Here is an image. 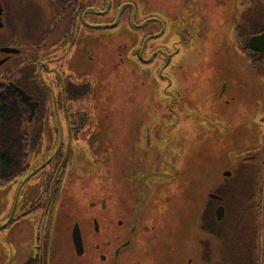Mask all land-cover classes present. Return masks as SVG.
Segmentation results:
<instances>
[{
    "label": "flooded vegetation",
    "instance_id": "af4514ba",
    "mask_svg": "<svg viewBox=\"0 0 264 264\" xmlns=\"http://www.w3.org/2000/svg\"><path fill=\"white\" fill-rule=\"evenodd\" d=\"M37 1L41 4L45 25L39 28L33 42L26 45L16 39L22 32L12 24L11 7L0 0V76L8 85L13 84L24 91L29 101L34 103L31 120L36 119L30 128L36 155L29 171L12 184L8 204L3 211L5 217L0 223L3 235L13 225L20 224V237L31 242L28 246L30 254L22 264L28 260L36 264H48L58 236L54 223L56 218L53 219L58 199L65 192H70L71 184L79 182L85 188L84 179L89 175L100 179L90 186L93 196L87 204L90 212L78 215V220H73L67 231L76 264H128L129 261L122 257L124 253L135 254L146 248L140 243L137 248L135 238L131 248H123L121 240L127 227H123L120 221L117 199L120 178L125 175L124 178L130 181V190H133L129 194L133 197L130 198L133 203L131 206L135 207L139 198L147 194L149 184L158 182L160 176H151L163 170L160 167L162 163L156 157L158 153L156 155L151 151L154 141L150 137V128L146 127L137 133L141 135L138 142H131V145L136 143L137 147L128 150L126 173H121L120 157H115L112 159L116 166L115 173L112 178L109 177L112 183H105L102 173L108 161L104 157L105 145H111L117 154L118 149L129 147L121 144L117 137L113 141L109 140L110 135H120L117 131L107 130L109 100L106 97L111 100L132 99L135 79L139 76L145 85L150 86L154 95L159 94L164 98L173 92L174 80L179 77L181 68L172 65L174 58L194 52L196 46L211 49L213 46L209 41L220 38H230L229 48L235 54L234 64L241 65L246 74L252 73L249 78L260 91V94L253 95L256 98L252 101L257 100L256 106L260 104L259 111L255 110L254 113H258L256 120L261 131L256 133L247 151L230 160L242 175L248 172L251 175L245 190L241 191L240 204L234 205L232 217L230 215L231 219L235 218V222L231 221L230 228L224 227L221 221L228 218L230 206L226 205L223 196L215 192L214 188L204 191L201 207L195 214L191 238L193 249H189L188 255L194 256L195 261L201 259L211 263L215 259V240L228 233L229 246L235 253L231 252L229 256L241 258L243 264H264V0H146L144 6L140 0ZM102 35L110 36L104 39L108 42L103 49L111 45L104 51L108 53H104V56L109 55L108 60L111 62L108 64L113 65V70L107 71L99 80L92 71L85 72L81 65H88L89 49L95 46V37ZM116 65H125L126 69H118ZM211 70L212 65H203V75L198 81L210 84L214 81L216 87H213L212 96L221 97L217 85L221 81L224 91L229 80L227 69L225 78H221V75L217 77L215 71ZM121 77L126 79V86L124 93L120 95L119 90V96L115 98L114 90H118L116 86ZM238 93L230 90L226 101L229 103L235 97H240ZM100 99L105 116L102 124L98 121L94 125L96 113L99 112L96 106ZM160 102L165 108L160 110L161 116L178 117L185 112L180 107L172 109L170 103L166 105L165 98ZM224 106L226 108V104ZM26 107L30 112L29 107ZM227 112L231 118L224 115L225 120H219L220 130L223 127L227 130V123L228 128L239 124V116L235 115L238 111ZM246 115L245 127L250 126L248 112ZM153 145L155 147L157 143ZM244 147L246 145L235 151ZM221 176L233 177L229 170L222 171ZM105 195H112L115 201L118 217L111 223L109 218L102 216L107 208ZM149 210L145 207L143 213ZM85 211L82 209L81 212ZM74 223H78L82 239L83 253L80 256L75 255L71 244ZM82 225L83 230L80 227ZM140 225L143 227L139 242H142L153 226L148 222ZM183 225L178 223L176 228H172L174 235L176 230H182ZM136 227V224L130 227L133 234ZM105 234L109 236L108 239ZM1 246L7 248L5 239L0 244V264H4L5 251ZM158 246L163 249L174 247V240L168 239L154 248ZM163 249V255L156 257L166 256L167 251ZM182 256L184 253H179L180 259Z\"/></svg>",
    "mask_w": 264,
    "mask_h": 264
},
{
    "label": "rangeland",
    "instance_id": "374dc122",
    "mask_svg": "<svg viewBox=\"0 0 264 264\" xmlns=\"http://www.w3.org/2000/svg\"><path fill=\"white\" fill-rule=\"evenodd\" d=\"M4 1L11 7L12 24L22 32L19 33L18 38H16L17 41L26 45L31 44L39 28L45 25V16L42 12V8H40V2L37 0ZM144 1L146 0H140L143 6L145 4ZM95 38L97 43L95 42L94 48L91 47L89 49L88 65L81 66L85 72L92 71L96 79H99L100 77L102 78L105 73L111 72L113 70V65L108 64L111 62L108 60L109 55L107 57L104 56L106 49L111 47V45L109 44L106 46V49H103V46L108 42L104 39L110 38V36L107 37L102 35L101 37ZM229 39L220 38L217 41L210 40L209 42L212 43L213 46L211 49L196 46L193 49L194 52L188 53L187 55L183 54L180 58L175 57L172 65H177L178 69L181 68L178 71L179 77L174 80L175 87L173 92L167 94L164 98L166 100V105L170 103L172 109L180 107L185 110V114L178 118V123L177 119L170 115L166 117L163 116L164 118L162 117V121H160L161 118H159L157 125L162 127H157V130H154L150 121H145L143 123L146 127L150 128V135L153 134L157 136V134H160L164 137L161 129L165 128L167 122L170 124L175 120L177 124H174L176 125L175 128H179L182 131L179 139L180 143L178 145L180 152L179 158H181L179 161L181 162L179 165L180 170L177 171L178 173L172 178V181L167 184L166 191L168 195H172L177 191L173 202L169 204V216H178V221L184 225L182 230H176L175 235L170 232V237H164L167 238L165 240H174V247L170 246L168 249L164 247L163 249L161 246H158L154 248L157 244L150 242V247L147 250L138 251V254L133 256L130 264H243L241 258L228 255L231 252L234 253V249L232 248L231 250L229 246L231 242L228 240L230 238L228 233L215 240L213 244L215 259H212L211 263L203 262L201 259L195 261L194 256L188 255L190 250L193 249L191 238L194 234L195 214L196 210L201 207L200 202L202 201L201 199L204 191L214 188L215 192L223 196V200L227 203L226 205H228V207L230 206L228 210L229 216L221 221L222 225L226 228H230L232 226L231 221L233 220V223L235 222V218L231 219L230 215L232 217L234 205L240 204L242 199L241 195H243L241 191L245 190V184L251 179V175L249 172L246 173L245 176L242 175L243 173L241 174L239 168L235 167L230 160L247 151V149L251 147L252 141L256 138V133L261 131V128L257 126L256 118H258V113H254L255 110L259 111L260 104L256 106L257 100L252 101L253 98H256L253 97V95L257 93L260 94V91H257L255 82L249 78L252 73L249 72L246 74L247 72L243 71L241 65L234 64L235 54L233 50L231 51L229 48ZM225 46L228 48L226 49ZM107 54L108 53H105V55ZM203 65H207L208 67L212 65L211 72L215 71L216 76L219 77L221 75V78H225V71L227 69L226 73L229 80L227 81V86H224V91H222L224 84H221V81L217 85V87L219 86L218 93L222 94L221 97L216 96L215 98V96H212L214 92L213 87H216L214 81L211 84L209 82L198 81L199 78H202L201 74L203 75ZM116 66L121 70L126 69L125 65ZM133 76H135V74ZM122 78L123 77L120 78V83L117 82L119 84L116 86L118 90H114L115 98H118L119 90L120 95L124 93V88L126 86L124 81H126V79L124 80ZM0 79L3 80L2 76H0ZM143 82V79H140L139 76L136 77L135 83L138 86L136 94L138 96L134 100L131 110L143 120L146 119V116L151 120L155 115L152 113V105L155 104L159 109H165L160 102V100H164V98L160 97L159 94L154 95L150 86L145 85ZM230 90L232 93L239 92L238 94H241V96L235 97L234 100L228 103L226 100L228 99ZM94 91L96 92V88H94ZM106 98L109 100L108 97ZM220 100L223 102H219ZM242 100L244 102H242ZM97 104L96 109L99 112L96 113L97 116L94 125H96L98 121L102 124L105 116L102 109V100L97 102ZM225 104L226 108L224 106ZM234 109L238 111L235 115L239 116V124L234 128H228L229 124L227 123V130H225L224 127L220 130L218 128L220 125L219 120L224 121V115L231 118V115H229L227 111H235ZM247 112L249 114L248 120L250 126L245 127V116H247ZM34 120L36 119H32L28 125V132L32 140L33 136L30 128L34 125ZM221 125L224 126L223 124ZM131 126H135V124L133 123ZM131 129L132 128H130V130ZM133 130L138 131L139 129L133 128ZM165 131L169 135H173L172 131L166 130V128ZM120 143H124L129 147L123 150L122 154L124 155L116 154V157L127 159L129 154L128 150L131 147H137V144L134 143L131 145V142H128V138L126 137L122 138ZM245 145L246 147L243 149L235 151L238 147ZM156 147L160 149L161 146L159 145L158 147L156 145ZM176 149L177 147H175V150ZM109 154V151H104L105 156ZM35 155L36 151H33L32 147L29 154L30 164ZM224 170H229L232 176L236 173L238 174L236 177L224 178L221 176V172ZM12 183L14 184L15 182ZM12 187L13 185L0 188V223L4 220L5 215L3 211H5L4 208L8 204ZM85 189L87 190L88 187L84 188L79 182L75 183V185L71 184L69 186L70 192H65L58 199L56 204L57 209H55V216L53 218H56L54 223L58 236L54 241L52 256L48 260V264H76L77 259L71 252L67 231L72 221L75 219L78 220V215L89 214L90 212L86 206L90 197L86 194L87 192ZM64 195H68L66 198L67 201L61 199ZM160 202L161 200L158 203ZM152 207L149 211H151ZM82 209H86L87 211L81 212ZM114 212L115 204L110 202L108 209L102 216L109 218V220H114ZM140 217L143 223L152 220L151 217L145 213L141 214ZM154 220H156L155 217ZM238 220H240V218H238ZM19 226L20 224L16 226L13 225L5 235H3V231H0V244L1 241L5 239L7 246V248L1 246L5 251L4 256L6 257V263L4 264H22L23 260L30 254L29 247L31 242L29 239L26 240L20 237V231L18 232ZM148 238L150 240L155 239L153 236H148ZM179 240L182 241L179 242ZM17 246H19V248H17ZM162 249L163 251H167L165 252L166 256L164 258L156 257V255H163ZM181 252L184 253V256L180 259L179 253ZM188 260H191V262L188 263Z\"/></svg>",
    "mask_w": 264,
    "mask_h": 264
},
{
    "label": "water",
    "instance_id": "95a60500",
    "mask_svg": "<svg viewBox=\"0 0 264 264\" xmlns=\"http://www.w3.org/2000/svg\"><path fill=\"white\" fill-rule=\"evenodd\" d=\"M9 86L15 90L18 95L20 96V98L22 99V101L24 102V104L26 106L29 107L30 112L28 114V122L31 120L32 116H33V106L34 103L29 101V97L24 93L23 90H21L20 88L14 86L13 84H9ZM137 85H134L135 90L132 92V99L130 100H111L109 99V103H108V111H109V115L107 118V122H106V126L109 127V131H117L119 132L120 136H113L110 135L109 140L113 141L115 140V138H119V141L122 138H128V142H138V138L140 134H137L141 131H143L144 128H146V125H144L143 123L145 121H150V123H152V127H154V130H157V127H159L157 125L158 123V119L161 118L160 121L163 120V116L160 115V110L155 104L152 105L153 109H152V113H154L155 115L152 117V119L150 120L149 117L146 116V119L143 120L142 118L138 117L137 115H135L132 112V107H133V102L134 100L137 98ZM143 110V109H142ZM183 110V109H180ZM160 112V113H159ZM144 113V112H143ZM185 114V112H184ZM180 116L183 115H177L174 116L177 119V123L179 122L178 118H180ZM163 117V118H162ZM173 117V116H172ZM135 124V126H131V124ZM155 125H154V124ZM113 124V125H111ZM176 120L171 122L169 124V122L166 123L165 128L166 130H170L172 131L173 135H169L168 133H166L165 128H162L161 131L163 132V136H161L160 134L156 135H150V137L152 138V140L154 141L153 144L157 143V146L159 147V145L161 146L160 149H158L156 146L154 147V145L152 144L151 147V151L153 153H155L159 156H156L159 160L160 158V163H162L164 174L161 175V172H158V175H152L153 176H160L158 182L155 183H150L148 188H147V194L145 193V195H142L141 198H139V202L136 203L135 207L131 206L133 205L132 201L130 198L131 197L129 194L132 193L133 190H130L132 186L129 185L128 180H126L124 177L120 178V192L119 195L117 196L119 205H120V214H121V222L123 223V227H127V229L125 230L126 234L122 235V240L123 241V248L124 247H132L133 245V238H135L136 240V247L138 248L139 243L143 244V246H145L146 248H144L145 250H147L150 246L149 243L152 242L153 244H160L162 242H166L167 238L166 237H170L169 233L172 232L174 233V231H172V228H176L178 223H180V221H178V216H169V204L171 202H173L175 193L174 192L172 195H168L167 191H166V186L167 184H169L172 181V178L175 177V175H177L176 173H178L177 171L180 170V152L178 149V145H179V139L181 137L182 131L179 128H175L176 125ZM162 126H160L159 128H161ZM130 128H132L130 130ZM133 128L135 129H139L138 131L133 130ZM180 130V131H179ZM137 134V136L134 139V136ZM141 136V135H140ZM105 151H109L110 154L108 156H105L106 159L108 160L105 162V168L104 171L102 172L104 175V179H105V183L110 184L112 183V180L110 178H112L113 174L115 173V168L116 166H114L112 159L116 157V150L112 148L111 145H105ZM175 147H177V149L175 150ZM124 149H118V154H122ZM124 155V154H122ZM170 155V157H169ZM126 156V155H125ZM147 157V156H146ZM117 158V157H116ZM121 160L120 162V167H121V173L125 172L126 173V168H127V159L126 158H119ZM125 168V169H124ZM128 173H129V168H128ZM154 172H151L150 174H152ZM110 175V176H109ZM110 177V178H109ZM161 177H163V179H161ZM27 177H25L26 179ZM149 178V177H148ZM99 178L96 177H92V175H89L88 177H85V188L88 187V189L86 190V194L88 195V197H90L89 199H93V196L90 192V186L92 184H94L95 180H97ZM100 180V179H99ZM82 183V182H81ZM13 183L7 185L11 186ZM157 184V185H156ZM87 186V187H86ZM151 188V191L149 192L148 190ZM118 189V188H117ZM123 194V195H121ZM71 196V195H70ZM68 197V195H64L61 199L66 200V198ZM105 200H106V210L109 207V203L110 202H115L113 200V196L112 195H105ZM161 200L160 203H158ZM90 201V200H89ZM88 201V202H89ZM158 203V204H156ZM88 204V203H87ZM86 204V206H87ZM104 204V202L102 203V205ZM156 205V206H154ZM153 206V207H152ZM116 207V206H115ZM145 207H147L148 209L152 207L151 211H148V213H146L148 216L151 217V221H149L148 223H150L153 226V230L148 233L145 237V241L139 242L141 235V230L142 227L140 225V223H143L141 221V214H143V210L145 209ZM88 209V207H87ZM105 210V211H106ZM219 211V210H218ZM217 211L218 215H217V219L220 218L219 212ZM60 212V211H59ZM104 213V212H103ZM117 212H114L115 214V219L114 220H110V223L115 221L117 219ZM154 217L156 218V220H154ZM94 228L97 230V225L96 222H94ZM132 224H136V231L133 234V231H131L130 227L132 226ZM81 227V226H80ZM83 227V225H82ZM81 227V228H82ZM108 228H111L109 226H107ZM88 228V225L86 224V229ZM113 228V226H112ZM106 233V232H104ZM103 233V234H104ZM111 233V230H110ZM144 235H145V231H144ZM105 236H107V234H105ZM148 236H153L155 239L150 240L148 238ZM109 236L106 237V239H108ZM71 244L74 250V253L76 256H80L83 253V247H82V239H81V235H80V229H79V225L78 223H74L71 229ZM132 244V245H131ZM122 248V249H123ZM135 253V252H134ZM142 253V252H141ZM125 256H122L125 259H127V261H129L128 264L131 263L133 256H135V254L138 253H124ZM133 254L132 257H130V255Z\"/></svg>",
    "mask_w": 264,
    "mask_h": 264
},
{
    "label": "trees",
    "instance_id": "16d2710c",
    "mask_svg": "<svg viewBox=\"0 0 264 264\" xmlns=\"http://www.w3.org/2000/svg\"><path fill=\"white\" fill-rule=\"evenodd\" d=\"M28 109L18 93L0 79V188L30 169L33 140L28 132ZM24 264H36L28 260Z\"/></svg>",
    "mask_w": 264,
    "mask_h": 264
}]
</instances>
